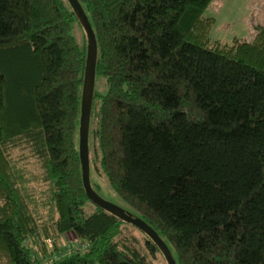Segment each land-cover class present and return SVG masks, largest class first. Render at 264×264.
<instances>
[{
    "label": "trees",
    "instance_id": "trees-1",
    "mask_svg": "<svg viewBox=\"0 0 264 264\" xmlns=\"http://www.w3.org/2000/svg\"><path fill=\"white\" fill-rule=\"evenodd\" d=\"M79 1L98 41L94 188L100 173L178 264H264V24L210 49L212 0ZM86 55L69 0H0V264H162L86 192ZM74 236L51 262L47 238Z\"/></svg>",
    "mask_w": 264,
    "mask_h": 264
},
{
    "label": "rangeland",
    "instance_id": "rangeland-1",
    "mask_svg": "<svg viewBox=\"0 0 264 264\" xmlns=\"http://www.w3.org/2000/svg\"><path fill=\"white\" fill-rule=\"evenodd\" d=\"M205 15L216 18L205 41V47L213 49L225 43H231L235 37L250 41L254 38L256 25L264 24V0H212L205 10ZM74 33L77 34L79 40L83 39L81 28H76ZM97 88L101 91L105 89L101 78L97 80ZM29 161L30 166L33 167L35 158L29 157ZM92 176L101 184L99 193L103 197L127 209L128 204L102 174L94 173ZM124 227L126 233L136 237V241L133 240L135 245L147 252L149 257L156 262L165 264V260L158 250L151 253L147 244L149 237L143 230L130 222ZM69 240L80 242L81 238L74 236L67 238V240L62 239L61 244L64 245Z\"/></svg>",
    "mask_w": 264,
    "mask_h": 264
},
{
    "label": "water",
    "instance_id": "water-1",
    "mask_svg": "<svg viewBox=\"0 0 264 264\" xmlns=\"http://www.w3.org/2000/svg\"><path fill=\"white\" fill-rule=\"evenodd\" d=\"M69 2L71 3L76 15L78 16V19L84 27L87 37V55L84 72L81 101V117L79 126V152L82 163V174L86 192L93 202L117 215L121 219L130 222L139 227L141 230H143L160 248L168 264H178L171 248L154 227H152L141 216L135 215L132 211L103 197L94 188L92 184L89 136L94 92L96 87L98 41L89 16L86 13L81 2L79 0H69Z\"/></svg>",
    "mask_w": 264,
    "mask_h": 264
},
{
    "label": "built area",
    "instance_id": "built-area-1",
    "mask_svg": "<svg viewBox=\"0 0 264 264\" xmlns=\"http://www.w3.org/2000/svg\"><path fill=\"white\" fill-rule=\"evenodd\" d=\"M47 241H48L49 252L51 253L49 255V260L51 262L62 255L70 254L75 249L80 248L76 242H74L73 240H69L63 245V247L60 248V250H56V249L54 250V243H53L52 238L48 237Z\"/></svg>",
    "mask_w": 264,
    "mask_h": 264
},
{
    "label": "crops",
    "instance_id": "crops-1",
    "mask_svg": "<svg viewBox=\"0 0 264 264\" xmlns=\"http://www.w3.org/2000/svg\"><path fill=\"white\" fill-rule=\"evenodd\" d=\"M216 19V18H215Z\"/></svg>",
    "mask_w": 264,
    "mask_h": 264
}]
</instances>
